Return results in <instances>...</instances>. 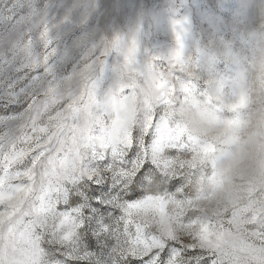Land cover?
Listing matches in <instances>:
<instances>
[{"label":"rangeland","instance_id":"rangeland-1","mask_svg":"<svg viewBox=\"0 0 264 264\" xmlns=\"http://www.w3.org/2000/svg\"><path fill=\"white\" fill-rule=\"evenodd\" d=\"M34 4L55 48L50 61L53 75L57 80L71 76L61 85L64 99L70 92L82 95L85 83L95 77L96 65L77 71L84 59L110 48L117 38L123 43L135 39L141 65L153 57L167 61L179 51L182 64L176 71L185 78L183 87L167 80H134L133 71L122 66L114 72L119 54L109 57L97 82L99 101L119 94L130 83L134 87L121 97L119 117L113 115L115 123L109 122L108 134L138 129L146 110L153 109L157 94L167 86L166 120L176 150L162 149L160 155L167 162L169 178L180 179L181 185L173 192L153 194L166 203L151 207L149 229L157 235L171 231L179 241L193 240L199 233L206 249L216 246L224 264H245L252 250L264 246L260 26L264 0H34ZM40 47L36 42L33 51L42 52ZM7 49V42L0 41V50ZM18 66L19 62L0 71V82L15 78ZM97 106L98 102L82 113V126ZM48 111L54 117L59 109ZM10 114L0 110V115ZM38 127L55 130V122L42 111ZM22 179L21 190L5 188L0 193V264H28L36 251L35 228L53 218L50 210L33 205L30 182ZM83 247L88 251L86 244ZM46 248L56 257L55 246ZM105 260L112 264V249ZM85 264H99V257L88 251Z\"/></svg>","mask_w":264,"mask_h":264},{"label":"snow or ice","instance_id":"snow-or-ice-1","mask_svg":"<svg viewBox=\"0 0 264 264\" xmlns=\"http://www.w3.org/2000/svg\"><path fill=\"white\" fill-rule=\"evenodd\" d=\"M176 39L180 41L179 34ZM0 41L8 44L7 51L0 50V71L19 62L15 78L0 82V110L11 113L0 115V193L21 190L27 177L33 205L50 210L53 217L35 228L36 251L28 264H85L88 251L99 257V264H108L109 249L112 264H224L216 246L206 249L199 233L179 241L171 231L157 235L148 226L151 207L166 203L153 194L181 185L180 179L169 178L160 155L162 149L176 150L166 120L169 88L160 90L138 129L114 136L108 134L109 122L114 114L119 117V101L134 84L103 102L97 96L100 75L117 53L114 72L122 66L133 71L134 80H167L183 87L185 78L176 71L182 64L179 51L167 61L153 57L141 65L135 39L123 43L117 38L110 48L84 59L77 71L96 65V75L85 83L82 95L70 92L64 99L61 85L71 76L57 80L52 73L55 48L34 0H0ZM36 42L42 52L33 51ZM97 102L89 123L82 126V113ZM49 109L59 111L53 117ZM42 111L55 122V130L38 127ZM48 245L56 247V257L49 255ZM245 264H264V246L252 250Z\"/></svg>","mask_w":264,"mask_h":264},{"label":"clouds","instance_id":"clouds-1","mask_svg":"<svg viewBox=\"0 0 264 264\" xmlns=\"http://www.w3.org/2000/svg\"><path fill=\"white\" fill-rule=\"evenodd\" d=\"M260 26H261V30H264V21H261Z\"/></svg>","mask_w":264,"mask_h":264}]
</instances>
